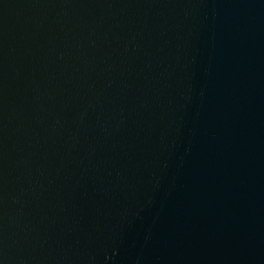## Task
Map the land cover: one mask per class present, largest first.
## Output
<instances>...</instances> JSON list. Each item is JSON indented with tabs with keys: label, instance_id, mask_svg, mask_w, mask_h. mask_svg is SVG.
I'll list each match as a JSON object with an SVG mask.
<instances>
[{
	"label": "water",
	"instance_id": "obj_1",
	"mask_svg": "<svg viewBox=\"0 0 264 264\" xmlns=\"http://www.w3.org/2000/svg\"><path fill=\"white\" fill-rule=\"evenodd\" d=\"M0 264H264V0H0Z\"/></svg>",
	"mask_w": 264,
	"mask_h": 264
}]
</instances>
